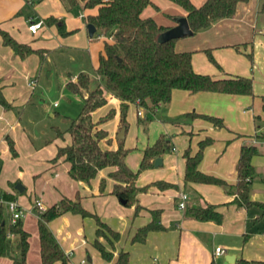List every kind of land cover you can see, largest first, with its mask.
<instances>
[{
  "label": "crops",
  "instance_id": "0c3cea01",
  "mask_svg": "<svg viewBox=\"0 0 264 264\" xmlns=\"http://www.w3.org/2000/svg\"><path fill=\"white\" fill-rule=\"evenodd\" d=\"M205 1L192 0L197 6ZM153 2L160 9L148 6L143 16H151L160 24L173 27L177 25V17L187 16V11L171 0ZM29 3H34V11L41 10L42 4L48 7L40 18L34 15L25 17L22 8ZM263 3L264 0L240 2L233 17L219 19L194 35L178 39L175 45L177 51H193V66L199 73L217 78L228 75L252 77L255 95L212 91L193 94L175 89L168 105H162L155 111L138 109V119L143 116L148 120L150 113L154 116V121L148 123L146 134L141 132L144 127L135 120L131 111L135 104H130L127 111L128 128L123 140L129 149L126 161L133 170L140 169L145 149L158 138L164 137L172 145L170 151L157 157L162 159V164L156 165L155 158L153 166L140 171L137 185L147 189L138 194V202L143 207L138 215L135 214L136 204L127 206L113 193L116 181L110 172L115 167L102 169L90 183H86L72 177L70 164L63 158L52 161L60 146L71 143L69 133L65 134L64 139L57 138L59 142L55 143L48 156H43L41 151L38 152L31 145L27 146L26 142L21 146L20 141L25 140V129L21 125V115L14 108H25L31 101L33 85L36 84L41 66L37 54L23 59L5 45L0 36V79L3 93L11 104L7 108L0 103V190L12 195L13 200L28 209L23 218L25 229L31 233L28 264H42L37 223L39 217L34 201L40 199L50 207L63 197L75 199L77 195H80L82 205L118 231L120 238L114 246L100 238L107 250L114 253L112 260H106L93 244L97 238L96 220L66 212L51 220L49 225L68 256L67 264H118L121 251L128 252L132 264H239L241 259L264 260V229L254 228L264 218L255 221L260 214L258 208L239 207L234 202L236 194L232 189L238 182L237 163L245 144L258 146L260 153L253 158V164L256 172L261 170L264 174V140L256 137L257 133L264 131ZM62 6L66 8L63 0H0V24L19 41L45 50L46 57L49 49L38 46L34 39L36 35H45V18L55 16L63 19L66 14L60 12ZM88 12L84 9L78 19L71 18L80 23ZM29 21H43V25L34 34L28 29ZM74 21L67 23L64 20L65 30L75 31L77 25ZM208 50L220 66L211 61ZM23 80L24 87L20 85ZM107 96V105L110 97L119 109L120 100L113 94ZM193 111L223 118L224 127L229 132L217 130L211 121L200 117L190 121L185 114ZM99 112H94L95 120L102 118ZM116 114L119 116L110 129L102 125L109 132L110 139V142L102 141L105 148L118 147L120 111H116L114 116ZM182 117H185V121L179 120ZM206 137H212L214 142L205 148L199 169L225 180L228 186L185 180V152L190 148L194 154L199 142ZM10 139L14 141L16 155L11 151ZM103 180L104 189L101 185ZM156 182L169 186H159ZM18 183L25 187L23 191L17 189ZM183 192L188 194L187 207L184 209L179 206ZM251 198L264 202V176L259 181L253 178ZM208 204L215 205L216 210L223 215L221 223L200 220L191 212L192 208ZM153 221L165 229L150 231L144 243H133L132 237L138 228ZM218 241L223 244H217ZM218 246L224 248L225 253L217 255ZM83 260L86 262L83 263ZM55 264L63 263L58 261Z\"/></svg>",
  "mask_w": 264,
  "mask_h": 264
},
{
  "label": "trees",
  "instance_id": "16d2710c",
  "mask_svg": "<svg viewBox=\"0 0 264 264\" xmlns=\"http://www.w3.org/2000/svg\"><path fill=\"white\" fill-rule=\"evenodd\" d=\"M171 1L187 11L186 17L194 35L219 19L233 17L237 12L238 4L249 0H206L199 6L192 0ZM63 2L67 9H71L80 2L83 3L84 9L89 10L85 16L86 23L96 26V32L91 39L104 37V45L98 55L95 69L98 76L97 86L92 88V78L87 72L70 75L66 83L67 89L72 94L83 98V106L76 118L66 119L68 121L66 128L54 127L56 138L64 139L65 134L69 133L71 143L60 146L52 161L57 162L63 158L70 164L72 177L86 183H90L102 169L115 167L110 172V176L116 181L113 193L120 199L126 200L125 205L127 206L136 204L135 214L138 215L143 208L138 202V194L147 189V187L137 185L140 171L153 166V160L170 151L172 145L164 137L158 138L153 145L145 149L139 170H133L127 164L129 149L125 147L123 139H118V147L115 149L103 147L102 141L110 142V139L109 132L102 125L112 118L116 111L111 109L99 120H95L94 112L107 105V95L113 94L120 100V129L122 127L127 129V111L130 104L155 111L160 106H166L171 102L175 89L187 90L193 94L212 91L255 95L253 78L240 75L217 78L210 74L197 72L193 66V51H177L175 45L178 39L165 42L159 40L160 35L171 26L160 24L151 16H143L148 6L152 5L160 9L153 0H63ZM262 10L264 11V3ZM47 19L50 25L58 24L60 33L63 35L74 32L65 30V22L55 16H49ZM0 36L3 43L23 59L32 54H37L41 59L45 58L43 49L34 48L31 44L19 41L1 24ZM207 52L211 61L220 66L211 51ZM0 103L7 108L11 107L3 93L1 79ZM185 116L192 119L200 117L209 120L216 127L225 126L223 118L218 116L195 111ZM256 137L264 140V131L257 133ZM212 142H214L212 137H206L199 142V148L194 154L190 148L186 150V182L228 186L225 180L206 174L199 169L204 150ZM9 144L11 151L16 155L17 151L12 139L9 140ZM259 153L256 144L243 145L237 163L238 182L232 187L236 194L234 202L239 207L259 209L260 214L255 221L264 218V202L251 198L252 181L256 174L253 158ZM155 184L169 186L163 182ZM101 185L104 189L105 180ZM4 197L13 200V196L8 193H4ZM66 212L93 217L96 220L97 238L93 244L104 259L112 260L114 253L107 250L100 238L114 246L115 241L120 238V233L112 229L97 213L87 210L81 203L80 195H77L75 199L63 197L59 202L48 207L45 212L40 213L37 223L42 264H55L58 261L67 264L68 256L49 227L51 220ZM191 212L200 220H214L218 223L223 221V215L216 210L215 205L208 204L205 207L192 208ZM164 229V226L154 221L148 223L138 228L132 237V242L144 243L150 231ZM30 237L31 233L24 227V220L19 219L16 223H7L5 208L0 206V258L12 256L13 264H28ZM13 250H17L19 255H11ZM117 263L132 264L128 252L121 251ZM239 264H264V260L241 259Z\"/></svg>",
  "mask_w": 264,
  "mask_h": 264
},
{
  "label": "rangeland",
  "instance_id": "374dc122",
  "mask_svg": "<svg viewBox=\"0 0 264 264\" xmlns=\"http://www.w3.org/2000/svg\"><path fill=\"white\" fill-rule=\"evenodd\" d=\"M38 1L39 0H36V2ZM34 6V3H29V5L25 4L24 8H22L25 17L34 15L40 18L48 7L46 4H42L41 10L38 9L37 11H34L32 8ZM60 12L66 14L63 16V19H60L61 21L65 20L66 22H72L78 19L79 15L84 13L83 3L80 2L71 9L62 6ZM74 22L77 25L75 31L63 35L60 33L58 24L50 25L48 19L45 18V35H36L34 42H37L35 44H39L38 46L40 47L48 48L49 53L44 59H41L38 56L40 61L39 67L41 66V68L37 74L38 79L36 84L33 85L34 89L32 90L31 101L25 106V108H14V111L21 115V125L25 129V140L20 141L22 144L21 146L26 142L27 146L31 145L33 149L35 148L38 152L41 151L43 156H48L49 153H51V150L54 149L55 143L59 142L56 138L54 127L58 126L62 129L66 128L68 125L66 119L76 118L81 112L83 98L72 94L66 87L70 75L87 72L92 78V88L96 87L98 84V76L95 69L98 55L103 48V37L99 36L94 39L89 37L84 17L81 19L80 23H77L76 21ZM43 52H45V50ZM20 85L23 87L25 86L24 80L20 82ZM109 99V105L98 109V111L102 113V117L106 116L109 112L108 110L111 108H116V111H119L118 105L114 104L115 102L111 100L110 97ZM138 109H142V111L146 110H144L145 108H139L136 104L132 106L131 109L133 115H135V120L141 124V127L142 125L144 127L141 129V132L146 134L148 132V123L154 121V116L150 113L148 114V120L143 116L138 119ZM117 116L119 115L116 114V116L106 120L103 125L110 129L112 125L116 123ZM184 118L182 117V119L179 120L185 121ZM189 119L190 121L192 120V118ZM123 128L124 127H122L117 134V137L120 139H123V137H120ZM216 129L223 132H229L227 127H217ZM263 176V172L258 170L254 176V180H262ZM25 181L29 187L27 179H25ZM5 215L7 223H9L10 216L6 209ZM254 228L264 229V221L260 222ZM217 244L223 243L222 241H218ZM17 253V250H13L11 255L18 256L19 254ZM13 263L14 260L12 256L0 258V264Z\"/></svg>",
  "mask_w": 264,
  "mask_h": 264
},
{
  "label": "built area",
  "instance_id": "2783aa9c",
  "mask_svg": "<svg viewBox=\"0 0 264 264\" xmlns=\"http://www.w3.org/2000/svg\"><path fill=\"white\" fill-rule=\"evenodd\" d=\"M104 1H110V0H104ZM43 21H29L28 29L32 33H37L39 29L42 27ZM34 84V81L32 82ZM142 114V112H140ZM187 199L188 194L186 192L181 193V201L179 203L180 208H186L187 207ZM0 206H4L6 210L9 212L10 216V223H16L19 219H23L26 216V213L28 209L23 207L17 200H9L4 197V193L0 190ZM34 208L36 210V214L40 215V213H43L47 210V206L43 203L42 200L36 199L34 201ZM225 253V249L221 246H218L216 248V254L220 255ZM86 260H83V263H85Z\"/></svg>",
  "mask_w": 264,
  "mask_h": 264
},
{
  "label": "water",
  "instance_id": "95a60500",
  "mask_svg": "<svg viewBox=\"0 0 264 264\" xmlns=\"http://www.w3.org/2000/svg\"><path fill=\"white\" fill-rule=\"evenodd\" d=\"M176 22H177V25L171 27L170 29H168L167 31L163 32L160 35L159 40L161 42H165L171 39H180L188 35H193V30L191 29L189 21L186 16L177 17ZM87 28H88L90 37H93L96 32V26L92 23H89L87 25ZM125 131H126V128L124 127L121 131L120 137H125ZM155 164L156 165L162 164V159L157 158L155 161ZM16 187L20 191H23L25 188L21 183H18ZM120 200L123 204L126 203V200H123V199H120ZM227 259L230 260L229 257H227Z\"/></svg>",
  "mask_w": 264,
  "mask_h": 264
}]
</instances>
